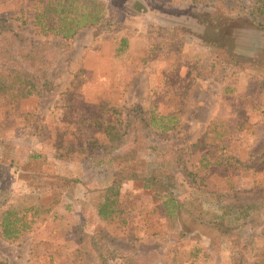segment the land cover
I'll use <instances>...</instances> for the list:
<instances>
[{
    "label": "rangeland",
    "instance_id": "obj_1",
    "mask_svg": "<svg viewBox=\"0 0 264 264\" xmlns=\"http://www.w3.org/2000/svg\"><path fill=\"white\" fill-rule=\"evenodd\" d=\"M46 1L0 0V15L15 28L12 19L23 10L27 23L19 34L62 50L59 38L37 35L28 22ZM100 1L98 31L82 29L68 42L51 71L50 91L18 102L0 95V212L14 209L28 221V209L39 202L60 201L17 241L0 236V264H95L86 244L97 231L110 246L154 254L153 264H264V210L230 227L225 220L219 231L181 226L164 209V193L135 182L121 189L122 215L109 223L96 215L100 194L119 170L110 156L133 127L140 130L138 119L148 124V114L175 118L173 129L143 127L148 144L124 170L146 173L159 149L175 152L178 166L159 181L184 215L264 198V31L246 17L221 27L210 0ZM209 41L225 43L252 68L236 79L197 78V69L215 59ZM105 108L119 110L120 142L109 143L104 133ZM56 149L69 160L56 159ZM33 154L40 156L36 163ZM220 155L236 162L213 166Z\"/></svg>",
    "mask_w": 264,
    "mask_h": 264
},
{
    "label": "trees",
    "instance_id": "obj_2",
    "mask_svg": "<svg viewBox=\"0 0 264 264\" xmlns=\"http://www.w3.org/2000/svg\"><path fill=\"white\" fill-rule=\"evenodd\" d=\"M226 1L210 0V5L214 6L213 10L221 27L229 26L235 21V18L246 17L253 26L264 31V0H248L251 4L246 7L243 5L244 0H230L231 3ZM103 10L104 6L100 0H82L81 2L79 0H47L42 5V9L35 12L28 22L35 29L37 35L44 38L49 36L59 38L63 42V46L60 48L62 50H50L36 46L32 41L24 39L19 34L18 31L27 23L24 20L23 10H19L12 19L17 24L15 28H11L7 24L8 19L0 15V95L8 98L11 102H18L27 99L35 92L50 91L52 87L51 71L61 52H66L68 42L78 31L85 28H94L95 31H98L96 27L101 20ZM207 44L210 45L215 59L197 69V78H212L219 81L236 79L239 74L252 68V64L237 61L227 50L225 43L209 41ZM262 65L264 66V60ZM26 116L28 118L34 114ZM147 119L148 124L138 119L140 130L133 127L124 146L109 158V162L116 164L119 170L113 173L109 186L100 194L96 215L101 222L109 223L117 216L122 215L123 210L119 203L121 189L125 184L135 182L140 183L145 190L164 193L165 201L162 204L164 209L169 216L175 213L181 226H185L187 222L199 225L207 224L219 231V229H224L226 221V227H230L233 222L245 220L250 216V213L264 210V198L261 197L242 204L225 203L224 206H218L219 208L216 209L205 210L201 207L189 215H184L176 200L163 189L159 181L161 178H169L173 165L178 166L179 163V160L175 158L177 156L175 152L168 156V152L163 148L159 149L155 164L150 166L146 173L126 172L124 167L136 164L138 161V147L148 144V137L143 127L148 125L155 131L170 132L173 129V122H175L173 117L149 116V114ZM99 121L103 124L104 133L109 143L115 140L121 141V136L118 135L119 110L115 108L103 109ZM34 124L36 123L34 122ZM26 126L28 127V123ZM32 129L31 132L34 134L38 127L35 126ZM217 138L220 139L218 135ZM3 146L7 147L5 144ZM221 149L223 148L221 147ZM55 152L56 159L69 160V153H63L60 149H56ZM32 159L36 163L40 156L33 154ZM233 161L236 162L229 155H220V158L214 160L212 165H234ZM59 202L57 196L39 202L33 209H28L29 212H32L28 221L24 219L25 214H20V211L14 209L1 211L0 236L7 242L17 241L30 231L34 218L41 216L45 218ZM254 221L255 219L251 218L249 222ZM261 235L264 236V227L261 230ZM86 253L91 256L95 264H111L113 261H118L119 264H153L155 258L152 253L136 255L123 247L110 246L103 231H97L89 236Z\"/></svg>",
    "mask_w": 264,
    "mask_h": 264
}]
</instances>
